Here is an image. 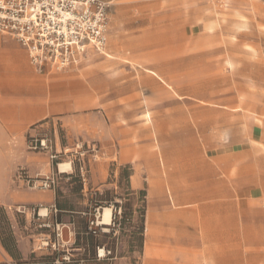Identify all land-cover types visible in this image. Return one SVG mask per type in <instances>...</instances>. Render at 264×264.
I'll return each mask as SVG.
<instances>
[{
	"label": "rangeland",
	"instance_id": "rangeland-1",
	"mask_svg": "<svg viewBox=\"0 0 264 264\" xmlns=\"http://www.w3.org/2000/svg\"><path fill=\"white\" fill-rule=\"evenodd\" d=\"M107 1L106 55L89 50L64 70H40L28 55L34 75L20 102L0 104V237L39 235L27 258L0 264H264L245 237L260 216L238 211L235 237L212 242L217 261L203 244L146 250L149 216L195 208L172 203L170 188L195 194L201 154L220 156V188L243 186L227 154L257 146L264 129V0ZM48 179L51 190L31 187ZM21 193L55 200L28 205Z\"/></svg>",
	"mask_w": 264,
	"mask_h": 264
},
{
	"label": "crops",
	"instance_id": "crops-1",
	"mask_svg": "<svg viewBox=\"0 0 264 264\" xmlns=\"http://www.w3.org/2000/svg\"><path fill=\"white\" fill-rule=\"evenodd\" d=\"M107 54V53H106ZM28 52L20 47L12 38L0 36V104L5 101L20 102L23 92L26 89L28 77H33L34 70L30 64ZM3 105H0L2 112ZM18 109L19 106L15 105ZM3 120V119H1ZM0 133L4 132L0 123ZM259 142L257 146L243 147L227 154V174L232 168L238 169L243 186L238 190L235 187L236 180L225 182L227 187L220 188L219 178L221 167L219 165L220 156L209 158L208 154L199 156L198 176L201 178L195 189H189L195 194H182L176 198L172 192L178 190L175 184L170 188V199L172 203L192 205L195 208H184L179 213L166 210L161 216H149L148 234L150 241L146 243L147 255L151 256L153 241H173L183 243L187 246H197L203 244L208 246L209 261H217L212 254V242L218 240L224 232L228 238L235 237L236 214L243 212L245 215L258 214L260 216L259 227L255 223H250L245 228L246 241L250 246L260 248V262L264 258V129L260 128ZM252 146V144H251ZM240 162L236 167L230 162ZM251 175V177L249 176ZM252 180V181H251ZM230 184L232 185L230 188ZM176 187V190H174ZM33 190V189H32ZM55 197L53 195L38 194L27 197L24 193L19 194L15 201H27L28 205L42 206L41 202L46 201L52 207ZM7 199L0 197V203L6 204ZM180 217L179 235L176 233V222ZM163 218V221L161 219ZM168 224L169 230L164 229ZM49 228V225H42ZM259 234L253 235L254 233ZM16 234V233H15ZM17 235V234H16ZM17 239L18 249L23 258H27L31 252L27 248V243L31 238L38 239L39 235L23 236ZM71 241V240H70ZM252 258V256H251ZM256 258H253L255 261ZM12 260V257L4 249L0 242V262ZM149 264H171L169 262L156 261L151 258Z\"/></svg>",
	"mask_w": 264,
	"mask_h": 264
},
{
	"label": "built area",
	"instance_id": "built-area-1",
	"mask_svg": "<svg viewBox=\"0 0 264 264\" xmlns=\"http://www.w3.org/2000/svg\"><path fill=\"white\" fill-rule=\"evenodd\" d=\"M110 11L107 0H0V36L19 43L40 70H64L89 50L106 55ZM53 185L48 179L31 187Z\"/></svg>",
	"mask_w": 264,
	"mask_h": 264
},
{
	"label": "trees",
	"instance_id": "trees-1",
	"mask_svg": "<svg viewBox=\"0 0 264 264\" xmlns=\"http://www.w3.org/2000/svg\"><path fill=\"white\" fill-rule=\"evenodd\" d=\"M142 195H144V193L142 192ZM109 208V207H108ZM116 208H120L119 205H116ZM59 211H65V209H63L62 207L58 208ZM143 233H144V227L142 226L141 228V232H140V245L143 244ZM93 239V238H92ZM0 241L4 247V249L9 253V255L16 261H20L22 260V257L20 255V252L18 250L17 247V243L15 241V239L13 238V236H11L10 238H8L7 240L3 239L0 237Z\"/></svg>",
	"mask_w": 264,
	"mask_h": 264
},
{
	"label": "bare ground",
	"instance_id": "bare-ground-1",
	"mask_svg": "<svg viewBox=\"0 0 264 264\" xmlns=\"http://www.w3.org/2000/svg\"><path fill=\"white\" fill-rule=\"evenodd\" d=\"M68 169H69V165H61L60 167V170H62L63 172H66ZM112 220H113V210L111 208H104L101 224L105 226H109L112 224Z\"/></svg>",
	"mask_w": 264,
	"mask_h": 264
}]
</instances>
